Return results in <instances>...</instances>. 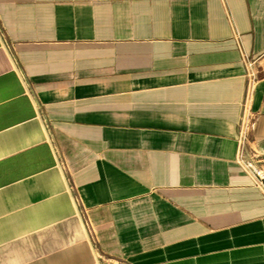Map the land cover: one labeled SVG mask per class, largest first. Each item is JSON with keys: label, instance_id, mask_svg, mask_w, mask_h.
<instances>
[{"label": "crops", "instance_id": "1", "mask_svg": "<svg viewBox=\"0 0 264 264\" xmlns=\"http://www.w3.org/2000/svg\"><path fill=\"white\" fill-rule=\"evenodd\" d=\"M247 160L264 0H0V264H264Z\"/></svg>", "mask_w": 264, "mask_h": 264}, {"label": "built area", "instance_id": "2", "mask_svg": "<svg viewBox=\"0 0 264 264\" xmlns=\"http://www.w3.org/2000/svg\"><path fill=\"white\" fill-rule=\"evenodd\" d=\"M250 75L254 78L255 72L250 71ZM243 165L250 173H252L254 183L264 191V165H257L252 160H247L246 162H243ZM90 226L92 227L91 223Z\"/></svg>", "mask_w": 264, "mask_h": 264}]
</instances>
